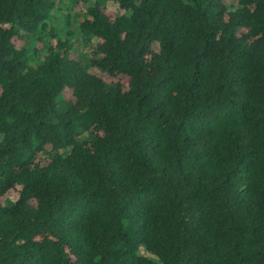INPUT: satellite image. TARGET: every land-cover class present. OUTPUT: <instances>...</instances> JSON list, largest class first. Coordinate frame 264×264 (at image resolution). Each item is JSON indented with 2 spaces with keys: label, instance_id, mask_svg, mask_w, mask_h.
I'll return each instance as SVG.
<instances>
[{
  "label": "trees",
  "instance_id": "16d2710c",
  "mask_svg": "<svg viewBox=\"0 0 264 264\" xmlns=\"http://www.w3.org/2000/svg\"><path fill=\"white\" fill-rule=\"evenodd\" d=\"M0 264H264V0H0Z\"/></svg>",
  "mask_w": 264,
  "mask_h": 264
},
{
  "label": "rangeland",
  "instance_id": "374dc122",
  "mask_svg": "<svg viewBox=\"0 0 264 264\" xmlns=\"http://www.w3.org/2000/svg\"><path fill=\"white\" fill-rule=\"evenodd\" d=\"M235 2H236V0H226V3L229 4V5H234ZM89 71L92 74H94V75H99L100 74V72L97 69H95V68H91ZM61 107H62L61 102H57V108H61ZM139 254L143 255V256H146V257H150L149 254L145 253L142 248L139 249Z\"/></svg>",
  "mask_w": 264,
  "mask_h": 264
}]
</instances>
